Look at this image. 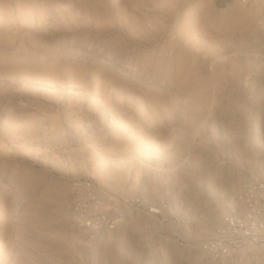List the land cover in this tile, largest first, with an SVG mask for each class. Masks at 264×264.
<instances>
[{
    "label": "rangeland",
    "instance_id": "obj_1",
    "mask_svg": "<svg viewBox=\"0 0 264 264\" xmlns=\"http://www.w3.org/2000/svg\"><path fill=\"white\" fill-rule=\"evenodd\" d=\"M263 1L0 0V264H204L228 184L264 179ZM92 145L166 212L73 237V179L132 197Z\"/></svg>",
    "mask_w": 264,
    "mask_h": 264
},
{
    "label": "built area",
    "instance_id": "obj_2",
    "mask_svg": "<svg viewBox=\"0 0 264 264\" xmlns=\"http://www.w3.org/2000/svg\"><path fill=\"white\" fill-rule=\"evenodd\" d=\"M253 3L256 0H239ZM72 219L83 230L95 236V243L104 229H114L130 212L163 215L167 210L164 199L152 201L141 195L121 197L101 183L88 177H77L71 182ZM239 210L230 213L214 232L201 240L202 250L209 264L242 261V251L264 248V179L256 176L242 188ZM241 256V257H240ZM92 262L94 263V258Z\"/></svg>",
    "mask_w": 264,
    "mask_h": 264
},
{
    "label": "bare ground",
    "instance_id": "obj_3",
    "mask_svg": "<svg viewBox=\"0 0 264 264\" xmlns=\"http://www.w3.org/2000/svg\"><path fill=\"white\" fill-rule=\"evenodd\" d=\"M242 2V1H241ZM264 2V1H263ZM243 3V2H242ZM245 3V2H244ZM252 4V3H251ZM245 5V4H244ZM230 7V6H229ZM232 7V5H231ZM242 10V9H241ZM245 10V8H244ZM234 11V10H233ZM243 12V11H242ZM246 12V11H244ZM224 13V12H223ZM243 14V13H242ZM241 14V15H242ZM240 17V16H239ZM238 17V18H239ZM243 18V17H242ZM157 22V21H156ZM182 25V24H181ZM219 26V25H218ZM254 43V42H253ZM217 76V75H216ZM203 86V85H201ZM208 86V85H207ZM194 88V87H193ZM203 88V87H202ZM192 89V88H191ZM199 89V88H198ZM217 90V89H216ZM205 92V91H203ZM218 92V91H217ZM208 93V92H206ZM214 94V93H213ZM194 96V95H193ZM200 96V95H199ZM206 97V96H204ZM189 98V97H188ZM197 98V97H196ZM203 98V97H202ZM198 99V98H197ZM190 100V98H189ZM192 100V99H191ZM200 100V99H199ZM213 100V98H212ZM204 101V100H203ZM207 102V101H206ZM216 102V101H215ZM201 104V103H200ZM204 104V102H203ZM218 104V103H217ZM193 106V105H192ZM205 107V106H204ZM235 125V124H234ZM239 130V129H238ZM232 132V130H231ZM228 134V133H227ZM237 136V135H236ZM227 137V136H226ZM264 138V137H263ZM261 141V140H260ZM259 141V142H260ZM258 142V143H259ZM135 144V143H134ZM188 145V144H187ZM262 145V144H261ZM264 145V143H263ZM93 146V145H92ZM98 147V146H97ZM96 146H93L92 147V152L95 153L96 155V161H95V174L96 176L98 177V179L105 185H107L108 188H112L113 190L115 191H120V192H124L125 190H128L131 191V193L129 194L130 196L134 197L133 192L134 190L131 189L132 187L130 186V184L128 186H130L131 188L128 189L127 188V184L123 183L128 175L129 172H131L130 170H134L133 168V165L136 164V161L134 160V156H132L133 160H131L129 158L127 154V151H126V154H124L123 152L120 153V152H117L115 153L114 155L110 154L111 152H108V150H104V149H100V148H97ZM129 147V146H128ZM183 147V146H182ZM132 148V147H131ZM34 149V148H33ZM110 149H113L112 147H110ZM134 149H136L134 147ZM27 151H31V147H26ZM130 150V149H129ZM131 151V150H130ZM132 153V152H131ZM133 155V154H132ZM131 157V156H130ZM261 161V160H260ZM264 162V161H263ZM139 167V166H138ZM137 170H139L138 168H135V172H137ZM260 171L262 172V174L264 175V163L261 165V169ZM139 172V171H138ZM132 173V172H131ZM157 173V172H156ZM231 174V173H230ZM253 174V173H252ZM247 175V174H244V176L241 178V177H238L237 179H233V181H231L229 184H228V189L230 190V192H234L236 193L238 196H240L241 194V191L243 188V185H245V183H248L249 181H251L253 178H255L256 176H259L257 173L256 175ZM155 177V176H154ZM161 177V176H160ZM165 177V176H164ZM133 184V183H131ZM135 187V186H134ZM52 192V191H51ZM232 194V193H231ZM140 195V194H139ZM136 196V195H135ZM142 197L144 195H141ZM147 196V195H146ZM234 195H232L231 197V200L227 203V204H221L220 206H218L216 209H215V215H216V220L212 221L210 219V221H205V223H203L202 225V229L206 230V234H208L207 230H211L213 229V226L216 224V223H222V218L223 216L225 215V213H227L226 216L230 215V212H234V211H238L239 209V200L235 202V199L233 197ZM145 198V197H143ZM237 205V207L235 206ZM227 206H232V208L236 207L237 209L234 211H231L232 209L230 207H227ZM65 211V210H64ZM140 213H144L145 216H148L149 217V214L150 215H153L151 213H147V212H141L139 211ZM225 212V213H224ZM229 212V214H228ZM71 213V212H70ZM72 214H73V211H72ZM155 216V215H154ZM73 217V216H72ZM225 217V216H224ZM212 221V222H211ZM122 223V222H121ZM77 225V224H76ZM120 225V222L119 224ZM122 225V224H121ZM79 226V225H77ZM80 227V226H79ZM105 230H112V229H104L102 230V232L100 233V239L99 241H101L105 236H104V231ZM85 230H83L81 227L78 228V229H72V235L73 237L75 236H78L77 234L79 232H83L84 233ZM86 232V231H85ZM88 234V232H86ZM85 234V233H84ZM81 235V233H80ZM91 237H93L92 234H90ZM68 241V240H67ZM199 250L197 252V256H194V257H198V258H201L203 257V261H204V264H209L208 263V258L207 256L205 255L204 251L202 250V246H201V243L199 244L198 246ZM152 252V251H150ZM149 252V253H150ZM242 261L243 263H250V264H254V262H257L259 259H262L264 260V248H258V247H254L250 252L248 251V249L246 250H243L242 251ZM240 256V257H241ZM85 263V262H84ZM228 264V263H227ZM229 264H242L241 262L240 263H235V259L231 262H229ZM259 264V263H258ZM264 264V263H263Z\"/></svg>",
    "mask_w": 264,
    "mask_h": 264
}]
</instances>
